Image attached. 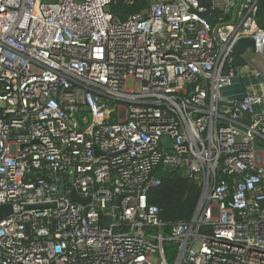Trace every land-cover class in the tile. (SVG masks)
<instances>
[{"label":"built area","instance_id":"2783aa9c","mask_svg":"<svg viewBox=\"0 0 264 264\" xmlns=\"http://www.w3.org/2000/svg\"><path fill=\"white\" fill-rule=\"evenodd\" d=\"M119 1L0 0V264H264L260 0ZM158 168L200 186L188 221Z\"/></svg>","mask_w":264,"mask_h":264},{"label":"trees","instance_id":"16d2710c","mask_svg":"<svg viewBox=\"0 0 264 264\" xmlns=\"http://www.w3.org/2000/svg\"><path fill=\"white\" fill-rule=\"evenodd\" d=\"M146 6L147 0H124L111 4L110 9L122 19H126ZM257 21L264 28V0L259 2ZM156 176L161 182L149 188V202L160 207L161 215L168 223V227L177 222L188 221L198 201L200 186L178 170L158 168Z\"/></svg>","mask_w":264,"mask_h":264},{"label":"water","instance_id":"95a60500","mask_svg":"<svg viewBox=\"0 0 264 264\" xmlns=\"http://www.w3.org/2000/svg\"><path fill=\"white\" fill-rule=\"evenodd\" d=\"M204 16L209 20L212 19V15L210 14L209 10L204 13ZM248 47H250V48L254 47V42L251 38H243L237 43L235 50H234V53H233V56H234L233 64L234 65H243L245 63V60L241 56V53L244 52ZM261 81H264L263 77L261 78ZM163 143H165L167 145V147H169L171 145L170 138L168 136H164L163 137ZM95 154H97V155L100 154V151L98 148H95ZM123 196L124 195H122V197ZM72 199L74 201L83 202V203H87L89 201V199L81 198L76 192L72 193ZM9 208H10L9 205L3 204L0 206V211L4 212L7 209L9 210ZM1 218H2V216H0V219Z\"/></svg>","mask_w":264,"mask_h":264},{"label":"rangeland","instance_id":"374dc122","mask_svg":"<svg viewBox=\"0 0 264 264\" xmlns=\"http://www.w3.org/2000/svg\"><path fill=\"white\" fill-rule=\"evenodd\" d=\"M252 55H253V53L251 50H247L244 53V56L248 59V61H250V59L252 58ZM261 63L264 66V60L263 59H261ZM237 91H238V86L236 84L234 87L225 89L224 94L230 96V95H234L235 93H237Z\"/></svg>","mask_w":264,"mask_h":264}]
</instances>
